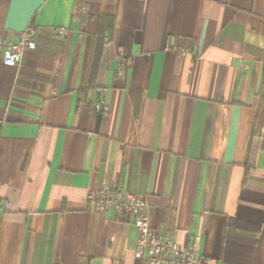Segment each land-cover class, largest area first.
<instances>
[{"label": "crops", "instance_id": "0c3cea01", "mask_svg": "<svg viewBox=\"0 0 264 264\" xmlns=\"http://www.w3.org/2000/svg\"><path fill=\"white\" fill-rule=\"evenodd\" d=\"M257 137L264 0H0V264H148L134 224L87 202L102 188L144 197L196 264H264Z\"/></svg>", "mask_w": 264, "mask_h": 264}, {"label": "built area", "instance_id": "2783aa9c", "mask_svg": "<svg viewBox=\"0 0 264 264\" xmlns=\"http://www.w3.org/2000/svg\"><path fill=\"white\" fill-rule=\"evenodd\" d=\"M36 47L34 30L28 28L22 32L15 45L8 44L4 52L7 65L20 63L24 53ZM101 112L107 107L99 105ZM87 202L96 210H115L125 215L136 227L138 235L135 244V254L145 259L148 264H196L198 249L195 244L181 245L175 239L158 232L150 221L149 206L146 199L131 192L117 191L112 188L93 190L87 197ZM8 203H0V212Z\"/></svg>", "mask_w": 264, "mask_h": 264}, {"label": "trees", "instance_id": "16d2710c", "mask_svg": "<svg viewBox=\"0 0 264 264\" xmlns=\"http://www.w3.org/2000/svg\"><path fill=\"white\" fill-rule=\"evenodd\" d=\"M110 18H108L107 16H103L100 19L101 22V27L104 26L106 27L108 25V23L110 21H108ZM108 32V31H107ZM105 30L99 29V31L97 32V34L95 35V37L92 40L93 43V47L91 49V54H90V61H89V71H88V81H89V85L83 87L80 92L81 93H86L90 88H92L95 84L97 75H98V71H99V65L101 62V58H102V52H103V46H104V42H105V36L106 33ZM112 30L109 33V37H112ZM255 140L258 139L260 141H262L263 143V148H264V139L263 138H254ZM250 167L247 168L248 171H250L251 168L254 167V164L249 163Z\"/></svg>", "mask_w": 264, "mask_h": 264}]
</instances>
